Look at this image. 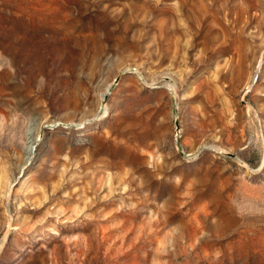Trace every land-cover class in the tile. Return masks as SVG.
Wrapping results in <instances>:
<instances>
[{
  "label": "rangeland",
  "instance_id": "374dc122",
  "mask_svg": "<svg viewBox=\"0 0 264 264\" xmlns=\"http://www.w3.org/2000/svg\"><path fill=\"white\" fill-rule=\"evenodd\" d=\"M0 264H264V0H0Z\"/></svg>",
  "mask_w": 264,
  "mask_h": 264
},
{
  "label": "bare ground",
  "instance_id": "6f19581e",
  "mask_svg": "<svg viewBox=\"0 0 264 264\" xmlns=\"http://www.w3.org/2000/svg\"><path fill=\"white\" fill-rule=\"evenodd\" d=\"M35 141H31V145L29 146V152L34 150Z\"/></svg>",
  "mask_w": 264,
  "mask_h": 264
}]
</instances>
